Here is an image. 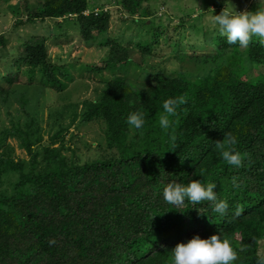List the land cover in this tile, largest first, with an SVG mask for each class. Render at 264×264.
I'll list each match as a JSON object with an SVG mask.
<instances>
[{
	"label": "trees",
	"instance_id": "1",
	"mask_svg": "<svg viewBox=\"0 0 264 264\" xmlns=\"http://www.w3.org/2000/svg\"><path fill=\"white\" fill-rule=\"evenodd\" d=\"M148 1L115 2L130 14L146 16L143 4ZM88 3L44 0L36 12L27 9L25 21L57 19V32L65 33L72 25L89 46L96 39L99 46L112 41L117 46V39L107 36L116 10L100 4L97 11H88ZM16 17L15 25H20ZM133 22L144 26L147 35L130 48L118 45L101 69L90 67L110 73L101 79L97 99L81 106L68 103L54 112L52 121L62 125L68 109L71 123L77 118L101 123L105 143L115 154L65 166L50 143L33 150L29 124L25 134L14 128L30 170L18 174L10 196H0V264H168L177 243L219 233L237 253L234 264H256L264 256V45L255 37L246 48L229 45L197 19L190 31L201 43L173 40L171 53L185 67L166 75L148 61L155 58L164 28ZM43 40L35 45L25 41L24 54L6 71H19L22 65L27 68L21 75L26 85L63 93L71 75L67 67L51 63ZM3 75L0 93L18 77ZM168 98L180 102L169 116V128L161 129V105ZM135 110L145 116L140 130H130L126 123ZM225 134L236 140L232 147L242 157L239 168L227 164L215 147ZM233 177L238 187H233ZM192 179L216 183L218 199L228 205L223 216L211 211L210 202L185 201L174 207L163 200L168 183ZM237 206L238 217L233 215Z\"/></svg>",
	"mask_w": 264,
	"mask_h": 264
},
{
	"label": "rangeland",
	"instance_id": "2",
	"mask_svg": "<svg viewBox=\"0 0 264 264\" xmlns=\"http://www.w3.org/2000/svg\"><path fill=\"white\" fill-rule=\"evenodd\" d=\"M115 1L117 0H88L87 10L97 11L100 4L104 10H116L112 11L107 36L109 40L116 38L117 46L121 47L130 48V43L147 35L148 30L144 26L139 27L133 20H144L162 26L165 34L160 38L155 58L148 61L166 75L182 72L185 67L171 53L172 41L178 39L183 44L201 43V39L190 31V25L197 19L201 21L204 30L210 35L215 34L211 17L224 7V0H149L143 4L148 14L141 16L139 13H128ZM43 2L44 0H0V36L5 38V44L0 45V75L4 74L3 76L11 79L18 76L15 82L5 84L6 92L0 93V196H10L14 192L13 186L18 174L30 170L29 157L20 144L19 137H16L15 127H19V131L25 134L26 125L29 124L28 140L32 142L33 150L40 151L50 143L52 148L59 150L65 166L103 160L115 154L105 143L101 123H83L80 118L71 123L68 109L64 111L62 125H53L52 121L54 112L68 103L77 102L81 106L82 102L97 99L103 87L101 79L108 78L110 73L107 70L99 73L94 69H101L110 52L118 50L117 46H114V41L107 46H99L100 39L89 46L72 25L68 26L65 33L57 32L56 23L61 22L57 19L37 18L32 22L25 21L27 9L36 12ZM260 2L264 4V0ZM231 3L237 12L254 11L257 7V0H231ZM188 14L189 18L186 17ZM16 16L20 17V25H15ZM180 19H184V23L179 24ZM41 39H44V47L51 63L67 67L66 72L71 75L70 81H65L66 89L63 93L26 85V80L21 75L27 68L22 65L19 71L15 68L12 72L6 71L7 67L14 65L17 57L24 54L22 44L25 41L35 45ZM133 61H139L137 55L133 57ZM92 66L96 67L91 69L93 71L90 70ZM259 70L262 71V67ZM69 109H72L71 106ZM57 134L59 139H55ZM261 252L262 250L260 255Z\"/></svg>",
	"mask_w": 264,
	"mask_h": 264
},
{
	"label": "clouds",
	"instance_id": "3",
	"mask_svg": "<svg viewBox=\"0 0 264 264\" xmlns=\"http://www.w3.org/2000/svg\"><path fill=\"white\" fill-rule=\"evenodd\" d=\"M211 24L218 35L225 37L229 45L246 48L254 37L258 38L261 45H264V4H261L260 0H257V7L254 11L240 12L235 10L231 0H224V7L219 14L212 15ZM179 102V98H168L162 102L161 107L164 114L159 118L161 129L169 128V116L175 115ZM126 123L130 130L142 129L145 125L144 113L139 110L129 112ZM235 143L236 140L232 135L225 134L222 140L216 141L215 147L227 164L239 168L242 164V157L232 147ZM232 184L234 188L238 187L234 177ZM215 188V182L202 183L197 179H192L187 184L171 182L163 188L162 198L174 207L185 201L193 205L202 201L210 202L211 211L223 216L228 205L225 200L218 199ZM240 212L241 209L237 206L233 215L238 217ZM170 253L168 264H234L237 260V253L230 241L220 233L208 238L194 235L186 242L177 243ZM256 264H264V256L258 257Z\"/></svg>",
	"mask_w": 264,
	"mask_h": 264
}]
</instances>
